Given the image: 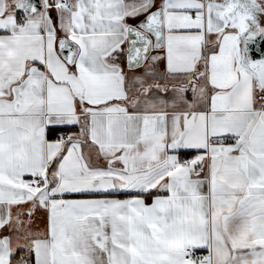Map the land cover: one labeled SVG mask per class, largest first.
Returning <instances> with one entry per match:
<instances>
[{
  "label": "snow or ice",
  "instance_id": "1",
  "mask_svg": "<svg viewBox=\"0 0 264 264\" xmlns=\"http://www.w3.org/2000/svg\"><path fill=\"white\" fill-rule=\"evenodd\" d=\"M0 264H264V0H0Z\"/></svg>",
  "mask_w": 264,
  "mask_h": 264
}]
</instances>
